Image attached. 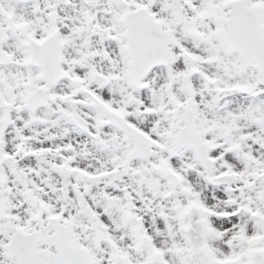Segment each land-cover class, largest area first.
<instances>
[{
	"label": "rangeland",
	"instance_id": "1",
	"mask_svg": "<svg viewBox=\"0 0 264 264\" xmlns=\"http://www.w3.org/2000/svg\"><path fill=\"white\" fill-rule=\"evenodd\" d=\"M230 1L159 0L163 26L171 27L185 46L173 47L172 71L159 68L149 75L144 88L152 94L145 89L134 93L121 75L101 93L125 107L142 132L164 144L150 159H131L133 144L108 123L102 129L106 122L95 111L76 108L94 130L89 137L76 134L47 109L32 120L20 108L21 98L16 100L14 124L3 123L0 112V135L7 130L0 150L7 148L6 154L15 157L2 161L0 153V264H19L7 257L12 234L41 229L54 216L76 224L71 226L73 239L90 250L96 264H185L182 255L188 256L186 264H225L234 259L239 243L252 253L253 244L264 242V78L246 67L238 52L228 50L225 29L217 35L225 27L220 19L229 17ZM247 5L264 10V0H247ZM112 11L123 16L121 10ZM194 77L199 80L195 91L190 86ZM248 85L256 86L251 98L224 95L226 88ZM134 95L138 104L130 100ZM193 108L196 128L215 160V176L235 174V185L211 187L212 177L195 152L179 147L183 116ZM19 132L27 136L24 146L31 151L24 149L23 156L29 153L24 158L15 149L22 141ZM99 139L107 146L97 145ZM123 164L129 171L117 180L114 173ZM78 172L108 173V178L85 190ZM170 173L183 177V184H172ZM26 187L37 196L36 207ZM197 198L203 202L198 221L187 223L182 234L184 210L192 209ZM44 247L42 241L39 248ZM49 250L58 252L57 247ZM256 254L257 264H264V251Z\"/></svg>",
	"mask_w": 264,
	"mask_h": 264
},
{
	"label": "flooded vegetation",
	"instance_id": "2",
	"mask_svg": "<svg viewBox=\"0 0 264 264\" xmlns=\"http://www.w3.org/2000/svg\"><path fill=\"white\" fill-rule=\"evenodd\" d=\"M158 3L159 0H0V112L14 111L17 98H21L31 115L47 109L52 114H66L70 120L80 114L76 108L87 109L80 102L82 89L90 93L104 90L95 74L109 78L108 88L121 75L134 93L141 90L129 75L124 15L118 16L112 9L134 12L147 8L161 19ZM139 96L130 100L138 104ZM30 99L49 106L33 111ZM68 107H72L69 113Z\"/></svg>",
	"mask_w": 264,
	"mask_h": 264
},
{
	"label": "water",
	"instance_id": "3",
	"mask_svg": "<svg viewBox=\"0 0 264 264\" xmlns=\"http://www.w3.org/2000/svg\"><path fill=\"white\" fill-rule=\"evenodd\" d=\"M237 9L234 10L233 12V19L229 21V29L230 31L228 32L226 38L232 47V49H239L242 50L241 52L243 53L247 64H251V60L256 61L257 69H259L260 72L264 75V53L260 50H258V54L255 52V56L253 52L249 51L248 46L249 43H253L257 38H259V44H261V49L264 51V42L262 41V35L260 33V22H261V17L255 13V12H248V14H237ZM236 17V18H235ZM235 19V20H234ZM248 19V20H246ZM246 20V21H245ZM246 22V23H245ZM135 27H132V32L134 33ZM144 46L148 45L147 41L142 42ZM151 51L147 50L146 52L138 50L136 52V55L138 56L137 58V63L138 66H140L139 71H141V74L145 72L147 67L144 66L145 63L152 62L154 57L150 53ZM185 134L183 135L182 142L184 145H190L191 147L196 148L198 152L199 159L204 163V161L207 160V152L206 150L208 149L207 146H204L202 144V141H200L199 136L197 131L195 130V119L194 116H191L188 119V124L186 128L184 129ZM193 143H192V141ZM191 141V143H189ZM183 145V146H184ZM205 150V152H204ZM137 156V155H136ZM207 165L206 163H204ZM210 172V171H209ZM221 180V179H220ZM220 182V181H219ZM217 181V183H219ZM65 236V237H64ZM65 238V240L70 244V236L68 234L66 235H60V237H56L55 239L50 240V244H60V247L65 248V245H63V242H61L62 238ZM16 242L17 239L16 236L14 237ZM36 246V241H33V243L29 244V247L31 250H35ZM72 252L68 249L64 250L61 255V260H55V264H80L81 260H77L73 257L70 256ZM79 258V256H77ZM53 260V259H52ZM51 260V261H52ZM24 264V262H23ZM47 264V263H46ZM51 264V263H50ZM229 264H244L238 261H234V263H229ZM245 264H255V261L248 262Z\"/></svg>",
	"mask_w": 264,
	"mask_h": 264
},
{
	"label": "bare ground",
	"instance_id": "4",
	"mask_svg": "<svg viewBox=\"0 0 264 264\" xmlns=\"http://www.w3.org/2000/svg\"><path fill=\"white\" fill-rule=\"evenodd\" d=\"M194 84L196 85V84H197V82H196V81H194Z\"/></svg>",
	"mask_w": 264,
	"mask_h": 264
}]
</instances>
